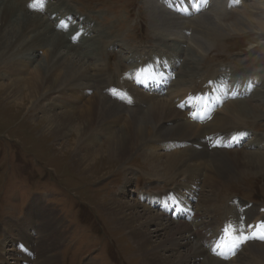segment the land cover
<instances>
[{
	"label": "bare ground",
	"instance_id": "obj_1",
	"mask_svg": "<svg viewBox=\"0 0 264 264\" xmlns=\"http://www.w3.org/2000/svg\"><path fill=\"white\" fill-rule=\"evenodd\" d=\"M18 1L0 0V106H3L4 110L12 111L15 118H18L17 114L22 111L30 115L39 114L42 120L36 124L40 125L43 122L39 130L43 138L53 135L57 140L72 135V160L82 176L87 175L97 161L105 160L108 163L107 167L113 163L122 165L134 153L140 152L155 178L173 182L181 175H187L183 182H176L175 190L170 189L177 194H180L181 189L187 190L182 195L185 200L188 197L194 198L193 192L198 191L196 186H201L196 210L191 208L192 214L195 211L191 225L183 223L182 220L175 221L171 217H168V220L165 218L166 214L154 213L151 207L142 205V200L139 202L136 199H127L125 188L128 187L130 178L125 179L123 187L117 194L110 199L105 198L106 202L102 204L103 215L111 222L119 237H126L133 244L135 256L138 258V262L135 260L137 263L238 264L241 261L246 263L248 258L242 257L243 251L229 262L208 256L205 258L201 246L194 240V233L191 232V228L197 227L201 217L211 214L216 207L212 204L213 196L202 194L204 188L207 187L213 194L228 177L247 172L264 173V151L216 149L217 151L210 154L209 161H206L208 151L203 150L196 141L202 139V133L206 135L207 130L221 131L228 126L242 129L245 115L248 114L243 109L245 102L227 103L229 105L224 107L225 104L224 112L215 114L210 124L201 125L202 130L187 120L185 113L176 108L173 100L162 96L152 97L153 99L142 95L131 96V105H135V108L139 105L141 107L126 110L120 106L121 104L118 105L93 91V82L97 79L105 82V78L103 71L98 69V64L89 65L88 60L92 57L86 56L87 60L84 55L78 53L73 45L54 32L40 16L18 8ZM220 1L214 0L208 11L204 10L199 16L186 19L167 10L162 0H144L150 25L156 31L155 35L160 44L167 47L168 43L178 44L180 40L192 44L189 48L191 54L186 57L184 64L185 69H182L185 76L196 72L199 61L214 47L215 39L227 34L228 31L240 33L255 31V24L260 32H264V0H240L242 6L239 9L246 11L245 5L248 4L249 8L261 11V15L254 18L246 11L229 25H223L222 18L231 11L221 6ZM173 47L170 49L175 50ZM263 81L264 75L256 78L255 90L263 89L260 87ZM182 86H184L182 80H178L173 90L176 96L188 91ZM259 93L253 94L252 98L258 97ZM101 139L106 140V144L100 150L96 145ZM153 140L179 141L188 145L184 151L175 149L169 154H157L155 152L157 149L148 145ZM260 149L264 150V145H260ZM205 165L207 169L201 182L198 172H201ZM167 194L168 191L158 193L159 196ZM34 202L38 203L32 205L25 226L27 224L32 226L35 219H44L45 215L39 213L40 209L45 210L43 205L38 199ZM230 205L224 207L226 212L231 208L228 207ZM202 207L207 211L205 214ZM168 208L170 207L166 209ZM200 210L201 213L198 215L197 212ZM250 212V220L261 219L257 208L250 209ZM257 213L260 216H257ZM53 214L52 212L48 218L46 216L45 223L46 229L51 233L54 230L58 231L59 227H57L59 222ZM7 229L6 236L9 237V242L7 240L0 242V264H34L33 261H36V264L54 263L55 257L43 258L40 249L33 254L26 246V253L17 252V246L13 241L21 237L22 243L27 244L29 229L25 230L23 226L19 230L14 226ZM58 238L60 239L59 235ZM10 242L12 246L14 244L13 248L5 249V245ZM46 247L48 249L45 252L48 253L50 246L46 244ZM263 248L259 249L253 244L246 246V250L253 251L250 259L263 254ZM200 258L201 261L202 258L204 260L201 262Z\"/></svg>",
	"mask_w": 264,
	"mask_h": 264
},
{
	"label": "rangeland",
	"instance_id": "obj_2",
	"mask_svg": "<svg viewBox=\"0 0 264 264\" xmlns=\"http://www.w3.org/2000/svg\"><path fill=\"white\" fill-rule=\"evenodd\" d=\"M19 1L17 3L18 8H23L22 10L27 11V13L36 14L43 18L51 29L63 36L66 41L76 48L78 53L93 58L89 59L92 60L90 63L86 57L89 65H99L98 69L103 71L105 78V82L98 79L93 82V91L102 94L118 105L121 104L120 106L126 108V110L139 109L141 105L135 108V105H124L111 98L112 86L123 88L125 86L130 97L134 95H142L149 99L159 97L143 93L142 90L133 87L125 77H121L124 70L135 69L133 65L137 64L142 57L149 58L155 53L163 55L167 60L169 59L170 62H168L174 65L172 73L177 74L169 92L162 96V98H168L169 100H174V97L186 94L185 92L176 96L173 93L178 80H182L184 84L182 87L191 91L201 89L202 76L214 77L220 73L221 68L225 69L227 66L236 68L240 72L252 73L257 70L264 72V32H260L259 27L255 24V31L241 33L239 31H228L227 34L216 38L214 47L196 66V72L185 76L182 69L186 63V57L191 54L189 48L192 44L183 40H180L178 44L168 43L167 47L160 44L155 35L156 31L150 25L144 0H50L51 3L45 7L42 13L34 11L36 7L30 0ZM245 10L252 14L248 15L254 18L261 15V11L249 8L248 4L245 5ZM246 11L239 9L225 15L222 18V24L229 25ZM61 16H74L75 21L78 17L79 21L84 20L88 34H80L81 28L76 25L72 27V33L78 36L85 34L86 38L80 39L78 44L75 45L70 42L68 33L57 32L54 28ZM171 46H174L175 50H171ZM151 48H155V51ZM252 76L257 78L260 75ZM260 84V87L263 88L261 91L256 89L248 99L235 101L237 104L245 102L246 107L243 105V109L248 114L245 115L244 125L241 126L253 130L258 142L264 140V137H261L264 136V81ZM176 88L181 87L176 86ZM255 93H259V95L253 99L252 96ZM228 105L226 104L224 107ZM224 107L219 112H224ZM5 110L3 106H0V242L6 240L9 242V237L6 236L8 234L7 228L14 226L19 230L23 226L24 229L26 228L25 230L29 229V242L22 244L27 246L29 252L33 254H35L34 251L37 252L40 249L43 258L55 257L53 264H139L137 263L138 258L135 256L133 244L126 237H119L111 222L103 215L102 204H105V198L110 199L117 194L120 188L123 187L126 178L131 179L128 187L125 188L127 199L135 200V193L139 191L157 197L160 192L175 190L177 183L183 182L187 175H181L182 177L176 178L173 182L162 181L158 177L155 178L156 176L141 157V153L137 152L122 165L113 163L107 167L108 163L105 160L97 161L93 169L87 175L82 176L83 174L81 175L77 171L72 160V135L57 140L53 135H47V138H43L39 134L43 122L40 125L36 124V122L42 120L39 114L30 115L26 111H22L17 114L18 118H15L12 111ZM34 124H36V127ZM196 125L202 130L201 125ZM240 130L245 129L228 126L221 131L207 130L206 132L210 134ZM169 141L153 140L148 145L157 149L155 151L157 154H169V152L175 150L171 149V145L179 143V141ZM196 141L203 150L208 151L206 161L211 158L210 154L219 151V149H208L203 133L202 139H196ZM105 142L106 140L101 139L100 143L96 145L97 149H103ZM66 147L70 148L66 150ZM240 150L242 152H256V150L244 148L235 151ZM205 166H203L204 169L201 172H198V175L201 176V182L205 177V169H207V166ZM224 184L213 194H211L210 189L204 188L202 194L210 195L209 197L213 196L212 200L215 202H212V204L216 207L211 214L201 217L202 219L198 221L196 228H191V232L194 233L193 238L201 246L205 258L208 256L214 259L209 255L203 244L206 234L210 233L211 229L216 230L221 225L222 220H226L230 213L237 211V207L229 204L228 207H231L234 211L230 208L229 210L232 212L229 210L226 212L224 207L229 201L238 196L253 202L255 206H264V173L247 172L237 174L226 178ZM196 187L198 191H192V195L196 200L194 210H196L201 192V186L197 185ZM185 191L181 189L180 195L185 194ZM36 199L45 209H40L41 212L38 210L40 214L45 215L43 216L44 219H35L32 221V226L30 224L25 226L32 205L38 203L34 202ZM142 205L145 206L146 204L142 203ZM146 206L150 207L149 205ZM253 208L259 207L249 208L246 211L248 217L251 214L250 209ZM151 210L154 213H159L155 209L151 208ZM52 212L59 222L57 233L55 230L52 233L49 232L45 225L46 216L48 218ZM202 212L203 214L207 212L204 207H202ZM200 213L201 210L197 212L198 215ZM165 218L168 219V216ZM182 222L191 225V222L184 220ZM20 239H15L13 242L15 244L22 242ZM46 244L50 246L48 253L45 252L48 249ZM248 244L256 245L259 249L264 247V244L247 243L241 251H243L242 257L248 258V261L246 263L241 261L238 264H264V252L250 259L253 251L246 250ZM13 246L12 242L7 243L5 249L13 248ZM17 252L21 253L19 249ZM245 254L246 256H244ZM199 260L201 261V258ZM203 260L204 258H202ZM33 262L34 264L37 263L36 261ZM10 263L12 262L10 261Z\"/></svg>",
	"mask_w": 264,
	"mask_h": 264
},
{
	"label": "snow or ice",
	"instance_id": "obj_3",
	"mask_svg": "<svg viewBox=\"0 0 264 264\" xmlns=\"http://www.w3.org/2000/svg\"><path fill=\"white\" fill-rule=\"evenodd\" d=\"M192 2L194 4H198V3H203V4H207V0H192ZM237 3L240 2V0H236ZM197 11H199V7H197L196 9ZM113 92H115V90H113ZM232 230V226L229 225L228 227H226L224 229L225 233H230V231ZM250 239H258L260 241H264V223H261L259 225L256 226V231L251 234V235H247L244 233H240L239 236H233L231 237L232 243L234 245H236L237 247L239 246V244L245 243ZM219 247V245H218ZM214 253L219 255V253H216V250L213 249Z\"/></svg>",
	"mask_w": 264,
	"mask_h": 264
}]
</instances>
